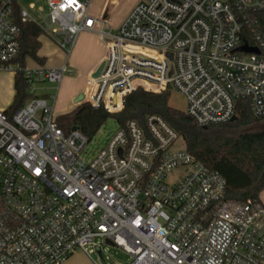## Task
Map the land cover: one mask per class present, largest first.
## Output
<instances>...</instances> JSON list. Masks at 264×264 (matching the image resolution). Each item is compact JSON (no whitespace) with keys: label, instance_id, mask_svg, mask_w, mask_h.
I'll return each instance as SVG.
<instances>
[{"label":"built area","instance_id":"2783aa9c","mask_svg":"<svg viewBox=\"0 0 264 264\" xmlns=\"http://www.w3.org/2000/svg\"><path fill=\"white\" fill-rule=\"evenodd\" d=\"M17 1L0 0V75L22 74L33 94L60 84L67 64H22ZM47 2L49 35L68 55L85 32L105 45L101 74L82 92L92 108L117 115L137 90L176 91L201 128L231 123L244 99L264 118V55L237 51L264 0H141L116 32L91 15V0ZM253 37L264 47L262 32ZM56 99L0 110V264H66L78 251L105 262L100 242L129 256L124 264H264V207L221 211L224 177L174 149L180 136L162 117L129 121L88 159L80 128L58 127Z\"/></svg>","mask_w":264,"mask_h":264},{"label":"trees","instance_id":"16d2710c","mask_svg":"<svg viewBox=\"0 0 264 264\" xmlns=\"http://www.w3.org/2000/svg\"><path fill=\"white\" fill-rule=\"evenodd\" d=\"M20 14L21 8L16 3L14 22L21 31L19 60L24 66L28 59L44 65L45 58L40 56V51L45 30L35 22H23ZM253 17L257 25L245 28L243 43L260 47L264 55V47L253 37V31L264 34V15L254 14ZM15 91L14 102L7 109L9 116L31 98L22 74L15 76ZM168 95L169 92L154 94L137 90L126 98L123 111L117 115L103 109L96 110L84 103L71 113L58 117L56 122L66 135L73 127H79L91 140L109 119H114L119 128H124L129 121H136L143 127L148 116L158 115L183 139L189 154L224 177L227 192L221 203V211L236 214L248 201H251L253 210L262 208L260 194L264 191V130L253 131L251 128L264 121V118L254 117L248 101L244 99L237 105L236 122L203 130L185 112L171 108Z\"/></svg>","mask_w":264,"mask_h":264},{"label":"rangeland","instance_id":"374dc122","mask_svg":"<svg viewBox=\"0 0 264 264\" xmlns=\"http://www.w3.org/2000/svg\"><path fill=\"white\" fill-rule=\"evenodd\" d=\"M141 0H91L90 13L92 16H98L101 11L104 10L105 20L109 21L113 31H117L122 24L127 20L134 8L140 3ZM17 3L21 6L22 10L26 11L29 18L35 23L45 26L46 17L48 15V2L47 0H18ZM106 7L104 8V5ZM34 6L35 9H31ZM39 9H42L40 12ZM63 51L58 44L45 39L42 54L47 58V67H54L63 64L65 61V55L67 53ZM31 65V62L28 63ZM84 76L78 69L72 67L71 64L67 65V73L63 81L60 84H51L49 82L37 84L34 86V93L30 95L38 97H56L54 114L57 119L60 116L71 113L79 105H83L84 102L76 104L72 95L73 89L80 88L84 83ZM13 77L11 75H3L0 78V110H7L12 106L14 102V90H13ZM168 105L180 112L186 111V100L176 91H170L168 95ZM118 123L114 119H109L105 125H103L98 133L89 140V144L83 154L86 158L94 157L99 151L106 148L116 131L118 130ZM253 131L264 130V121L253 125L251 128ZM185 142L180 138L174 145L176 150H184ZM171 181V180H170ZM98 242V241H96ZM104 248L105 262L101 261L97 255L91 257V262H98L99 264H124L129 261L127 256L122 250L112 248L104 243H99ZM90 250V248H89ZM77 253V252H76ZM81 264H86L81 261Z\"/></svg>","mask_w":264,"mask_h":264},{"label":"crops","instance_id":"0c3cea01","mask_svg":"<svg viewBox=\"0 0 264 264\" xmlns=\"http://www.w3.org/2000/svg\"><path fill=\"white\" fill-rule=\"evenodd\" d=\"M106 4L107 3H105L104 8L106 7ZM32 7H34V6H31V9H33ZM20 8H21V6H20ZM21 11H22V8H21ZM103 14H104V10L101 11L100 15L94 16V17H97V18L104 17L105 18V16ZM31 22H34V21H31ZM45 22H46L45 23L46 27L40 25L45 30V35L41 38L42 48L40 51V56L45 58V64L39 65V64L35 63L34 61H32L31 59H28L26 61V66L29 68H35V67L41 66V67H45L47 69H58V68L63 67L66 64L67 65L71 64L72 67L80 70L82 72V75L85 78L84 83L80 88L72 90V95L74 96V98L75 97L78 98V96L83 92V89L85 87V83H86V80L88 79V77L93 76V74L97 71L99 66L103 63V61L106 57L105 45L101 41L100 37L97 34L91 33V32L82 33L78 37V40H77L71 54L65 55V61L63 62V64L58 65V66H54V67H47L48 60L42 54V49L44 46L45 39L52 41L55 44H57V43L49 35L50 34L49 29L50 28H49L47 20ZM30 62H31V65H28V63H30ZM3 75L4 76L5 75L6 76L11 75L13 77V82H14L13 83V90H14V97H15V93H16V91H15V76L12 74H6L5 73V74H1L0 78ZM43 98H48V97H43ZM75 102H76V100H75ZM260 201L264 207V191L260 194ZM81 261L85 262L86 264H91V263H89V261L91 262L92 260L84 252L78 251L67 261L66 264H81Z\"/></svg>","mask_w":264,"mask_h":264},{"label":"water","instance_id":"95a60500","mask_svg":"<svg viewBox=\"0 0 264 264\" xmlns=\"http://www.w3.org/2000/svg\"><path fill=\"white\" fill-rule=\"evenodd\" d=\"M237 51L240 52V53H245V54H255V55H260V53H261L260 50H259L258 48L250 47V46H248V45H243V46L240 47ZM168 57L172 60V55H171V54H169ZM103 67H104V63H102V64L99 66V68L97 69V71L93 74V77H94V78H98V77L100 76ZM171 74H172V72H171ZM168 89L171 90L172 87L169 86ZM83 100H84V95L81 93V94L78 96V98L76 99V104L78 105V104L82 103ZM236 121H237V116L233 117V119L231 120V123H234V122H236ZM77 129H79V127H73V130H77ZM207 129H208V127H204V128H203V130H207Z\"/></svg>","mask_w":264,"mask_h":264}]
</instances>
